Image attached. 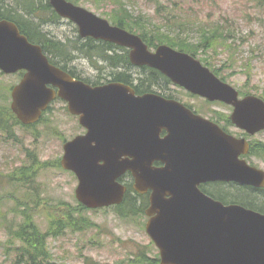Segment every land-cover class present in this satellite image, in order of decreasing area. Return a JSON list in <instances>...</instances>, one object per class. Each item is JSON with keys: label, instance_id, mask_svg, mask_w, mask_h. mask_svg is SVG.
I'll return each mask as SVG.
<instances>
[{"label": "water", "instance_id": "obj_1", "mask_svg": "<svg viewBox=\"0 0 264 264\" xmlns=\"http://www.w3.org/2000/svg\"><path fill=\"white\" fill-rule=\"evenodd\" d=\"M52 3L59 12L77 20L84 35L129 42L136 47L132 55L136 61L158 65L195 92L232 100L230 92L235 90L217 80L188 54L175 52L166 46L158 54H150L137 36L111 29L105 21L64 0H52ZM0 68L7 72L28 71L14 89L12 104L24 122L37 120L56 96L52 89L46 87L52 82L61 87L59 94L69 101L70 110L84 111L86 121L94 123L96 131L103 132L97 138L102 144L99 146L101 149L106 146L109 132L117 130L121 122L138 125L135 130L140 136H132L126 143L131 152L137 151L140 141L145 147L159 128L153 117L155 112L147 111L133 119L138 105L127 100L128 87L111 84L93 89L76 82L50 64L41 47L29 43L16 25L8 21L0 22ZM141 112L144 109L139 114ZM235 119L245 127L251 124L254 128H264V103L254 96L237 101ZM185 133L183 128L176 127V141L187 140ZM192 141L193 135H190L189 144ZM201 141L204 146L200 154L203 171L199 177L184 170L172 173L167 167L152 169V161L146 155L141 159L137 155L135 161L104 160L101 165L94 157L97 153L95 148L89 147L85 136L65 145L62 164L77 172L80 178L77 196L89 207L121 203L127 188L119 184L117 178L127 169H132L136 176L134 187L138 191L153 189L151 206L147 211L152 218L147 230L161 250L162 264H264V215L238 205L225 206L199 194L196 188L198 181L208 178H232L264 186V171L239 159L240 154L248 152L249 148L243 140L229 138L225 142L221 137L212 139L209 129L202 128ZM168 194L173 197L165 198Z\"/></svg>", "mask_w": 264, "mask_h": 264}, {"label": "rangeland", "instance_id": "obj_2", "mask_svg": "<svg viewBox=\"0 0 264 264\" xmlns=\"http://www.w3.org/2000/svg\"><path fill=\"white\" fill-rule=\"evenodd\" d=\"M76 1L109 21L110 16L118 21L124 19L136 32H146L150 36L165 34L162 28L171 24L166 22L165 16L156 13L153 0H120L116 5L118 0ZM182 4L186 19L191 21L190 31H187L188 43H198L201 32L209 27L223 33L226 44L221 37L220 44L206 53L215 71L218 69V75L239 91L264 96V0H186ZM198 18L201 20L197 21ZM196 22L202 26V31ZM45 28L56 39L74 37L72 25L68 23L46 25ZM76 71L92 80L101 75L102 81H106L109 76L107 71L96 70L88 61L79 62ZM18 80L17 75L0 74L4 89ZM5 91L7 94H0L1 105L11 99L8 89ZM46 118V124L35 129L17 127L19 143L0 136V264H12L14 249L19 245L6 228V223L14 220L10 208L27 194L31 197L37 195L31 187L23 185L26 181L19 180L21 170H27L33 159L46 162L38 177L35 174L41 200L76 203L77 179L72 173L56 167L54 162L62 157L65 141L83 130L61 102L53 104ZM252 161L264 169V155H254ZM11 174L14 179L8 183ZM137 199L140 200L138 196ZM47 213L42 210L33 212L43 231L49 226ZM86 214L97 227L82 232L67 231L49 238L48 247L57 264H141L134 260L141 250L150 257L158 253L143 226L147 218L121 217L114 208L91 210Z\"/></svg>", "mask_w": 264, "mask_h": 264}, {"label": "trees", "instance_id": "obj_3", "mask_svg": "<svg viewBox=\"0 0 264 264\" xmlns=\"http://www.w3.org/2000/svg\"><path fill=\"white\" fill-rule=\"evenodd\" d=\"M1 6V5H0ZM2 7V6H1ZM0 16L2 17L3 14L1 12L0 8ZM29 29H32L36 31L38 34L40 32L37 30L38 26L35 23L29 22L27 25ZM204 34L202 37V44L205 47H208L212 45L215 41L216 38V32H214L212 29L211 30H203ZM29 36L31 39L40 41L39 39L44 40V36H32L30 32H28ZM34 37H38L39 39H36ZM166 42H169L175 46H179L181 49L186 50L188 52L198 54L200 51V47L192 46V45H187L183 39L179 40L177 38H170L168 37L166 39ZM186 44V45H185ZM55 50L56 51H61L63 53L66 52L65 49H67L65 46H61L60 44L56 43L55 44ZM200 48V49H199ZM111 59V58H110ZM113 60L111 59V63L117 64L119 61L118 60ZM122 62V61H121ZM124 74H120L119 77H117L118 80L124 81V82H129L128 79L122 77ZM148 82V79H142L141 83L137 86V90L143 89H149V85L146 84ZM9 115L13 118L15 121L14 115H12L8 111ZM0 114H3V110L0 106ZM260 192H264V190H260ZM132 201V210H128L127 212L120 211L121 208L118 209V212H120L122 215H132L134 213L135 215L142 216L144 214V209H145V202H141L139 200H134L133 201V195H131V192H129L126 196L124 204L127 205L126 203H130ZM244 205L254 208L256 210L264 212V206L262 204H259V202H252L251 200H244ZM51 230L52 233L57 234H63L65 231L70 230L72 232L76 231H84L87 230L93 226H95V223L90 221L88 219V216L84 214V211L86 210L82 206H72V205H61L59 212H60V218L55 219L54 212H57V208L52 206L51 208ZM22 211L20 214L23 217H30L28 214V210L25 209H19L17 211ZM31 218V217H30ZM27 224V223H26ZM25 226L23 225V231L21 232V238L24 240V242L27 244V248H23V254L21 256V261L25 262V264H56L55 262L52 261L50 258V253L47 248V237L48 234H42L39 232L38 228L36 225H28L27 231H25ZM97 226V225H96ZM48 233V232H47ZM136 261H139L142 264H159L158 259L155 258H150L148 254L145 252H141L136 256Z\"/></svg>", "mask_w": 264, "mask_h": 264}, {"label": "flooded vegetation", "instance_id": "obj_4", "mask_svg": "<svg viewBox=\"0 0 264 264\" xmlns=\"http://www.w3.org/2000/svg\"><path fill=\"white\" fill-rule=\"evenodd\" d=\"M1 5L4 6V3L1 2ZM147 91H141L139 94H144ZM154 92V91H150ZM159 94H162L168 99H175L180 103L185 104L194 114H199L204 117L209 118L210 120L217 123L223 130L227 133L238 135V129L233 124L231 113L233 107L221 102V101H210L208 99L202 98L201 96L195 95L180 86H173L171 88L166 87L163 90L157 91ZM168 134L167 130L161 132V136ZM114 158L118 159L115 155ZM155 165L157 167L161 166V162L156 161ZM221 182H209L201 185V188L212 187L213 185H219ZM221 185L233 187L234 183H222Z\"/></svg>", "mask_w": 264, "mask_h": 264}]
</instances>
